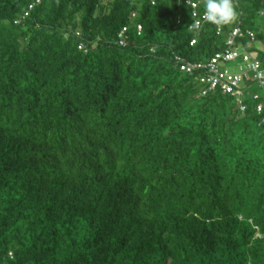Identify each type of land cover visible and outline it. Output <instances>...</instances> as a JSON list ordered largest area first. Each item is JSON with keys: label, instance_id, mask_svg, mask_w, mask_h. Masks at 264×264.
<instances>
[{"label": "trees", "instance_id": "trees-1", "mask_svg": "<svg viewBox=\"0 0 264 264\" xmlns=\"http://www.w3.org/2000/svg\"><path fill=\"white\" fill-rule=\"evenodd\" d=\"M31 2L0 0V264H264L255 102L175 59L255 39L264 0L194 45L185 0Z\"/></svg>", "mask_w": 264, "mask_h": 264}, {"label": "built area", "instance_id": "built-area-1", "mask_svg": "<svg viewBox=\"0 0 264 264\" xmlns=\"http://www.w3.org/2000/svg\"><path fill=\"white\" fill-rule=\"evenodd\" d=\"M39 1L34 0V2H31L28 5V9L33 6V3ZM185 1L191 7L192 17H194L192 23L189 25V29L193 31V37L190 39L189 45H194L203 24L206 23L203 20L204 11L198 12L197 2L192 0ZM232 2L234 6L237 4V0H232ZM219 30L220 27L217 26L216 32L218 33ZM245 34L248 35L247 41L236 44L234 40L237 37H241L242 32L239 27L233 28L226 39V47L213 55L206 63H188L178 56L175 59L178 61L181 70L186 72L199 71L196 79L202 85L201 94H205L209 90L219 89L222 94L231 95L235 99L241 112L247 106L243 102V88L250 90L251 84H256L261 92H252L251 97L256 105L255 111L260 117L259 122L264 128V63L250 51L251 42L255 37L254 33L248 30ZM118 43L124 45L123 39H119ZM232 60L239 61L237 70L233 72L222 65ZM260 237L264 239V234H261ZM8 255L11 256V253L9 252Z\"/></svg>", "mask_w": 264, "mask_h": 264}, {"label": "clouds", "instance_id": "clouds-1", "mask_svg": "<svg viewBox=\"0 0 264 264\" xmlns=\"http://www.w3.org/2000/svg\"><path fill=\"white\" fill-rule=\"evenodd\" d=\"M238 15L232 0H206L204 5L203 20L217 26L234 23Z\"/></svg>", "mask_w": 264, "mask_h": 264}, {"label": "rangeland", "instance_id": "rangeland-1", "mask_svg": "<svg viewBox=\"0 0 264 264\" xmlns=\"http://www.w3.org/2000/svg\"><path fill=\"white\" fill-rule=\"evenodd\" d=\"M254 32L256 33V38L251 42V52L259 57L264 62V8L261 10L258 15ZM239 64L238 60L227 61L223 65L224 68L233 72L237 70V65ZM222 67V66H221ZM252 92H261L260 88L253 84L251 85L250 90L243 88V99L253 102L251 94Z\"/></svg>", "mask_w": 264, "mask_h": 264}, {"label": "crops", "instance_id": "crops-1", "mask_svg": "<svg viewBox=\"0 0 264 264\" xmlns=\"http://www.w3.org/2000/svg\"><path fill=\"white\" fill-rule=\"evenodd\" d=\"M256 58H258L262 63H264L259 57L255 56Z\"/></svg>", "mask_w": 264, "mask_h": 264}]
</instances>
